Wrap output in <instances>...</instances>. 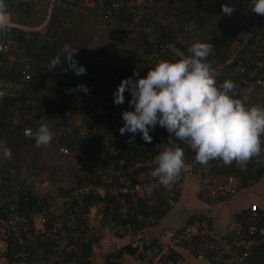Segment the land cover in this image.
I'll use <instances>...</instances> for the list:
<instances>
[{
  "label": "trees",
  "instance_id": "obj_1",
  "mask_svg": "<svg viewBox=\"0 0 264 264\" xmlns=\"http://www.w3.org/2000/svg\"><path fill=\"white\" fill-rule=\"evenodd\" d=\"M112 1L96 0V5L93 7L84 6V0H68L67 5L53 7L49 21L45 27L40 29H38V25L41 24L42 18L39 16L40 10L37 8L36 0L19 1L17 11L20 12L23 19L21 24L33 25L35 28L25 31L19 27H12L11 37L19 46L18 60L9 69L0 67V71L4 79L18 81L23 75L24 62L22 60L30 58L31 78L25 81L22 88L17 91L0 89V93H2L0 95V146L9 147L12 153L10 160L0 159L1 203L16 200L20 211L26 213L36 206L40 198L34 187L37 180L48 179L52 184L50 189H53L58 188L65 179L72 176L73 166L70 156L60 150L61 146H67L72 150L78 146L88 154L89 151L86 149L88 143L80 138L79 132L82 125H88L89 129L97 125L100 122L101 114L88 111L86 112L88 115L82 122L73 120L74 128L71 132L64 131L62 122L69 109V103L80 92L69 91L70 89H75L77 85L94 88L96 95L91 98L90 103L95 107H98L100 103L99 97L112 99L114 103V95L109 93L110 86L117 89L121 81L133 76V72L136 70L139 71L140 76H145L149 69L155 65L147 67L141 62H153L150 55L154 52H157L159 56H166L168 60H178L188 55L191 43L184 42L183 38L186 37V33L198 30L204 25V14L210 15V0H170L172 8L177 13L174 21H165L166 14L160 16L159 12L162 0H155L157 3L154 4V1L147 5L141 13L136 11L137 14L139 13L137 16H134L136 13L132 14L133 12H128L126 15L123 11L117 12L116 20L113 22L104 17L111 7ZM78 4L83 5L82 11L78 9ZM89 15L97 17L99 15L100 22L111 28L115 26V28L110 34L107 32L98 38L97 47L83 50L75 45V38ZM135 17L137 18V23L134 25H137L136 31L131 30L129 26L130 21L132 22ZM241 21L229 22L219 40L215 41L213 53L208 57L209 60L214 61L213 67L217 73L218 83L231 79L239 85L241 78H248L249 72L239 69V57L242 53L250 51V48L253 49L255 45L263 48V55L259 56L258 61L262 62L260 73L264 74V26L256 17L245 25L240 24ZM243 30H246L245 36L239 38ZM116 33H123L122 37L115 36ZM232 41H235L232 44L235 48L234 52L229 53ZM65 44L70 45L73 49H78L74 59L86 67V74L76 76L72 70L64 73L61 65H57L53 70L47 69L50 60ZM124 47L132 49V53L120 54ZM138 49L145 55L136 54L134 50ZM215 58L217 61L214 60ZM64 59L62 57V60ZM121 60H123L122 64H120ZM245 64L247 65V63ZM63 67H67V64L65 63ZM216 67L219 68L216 69ZM138 78L134 77V79ZM125 94V102L121 104L123 112L130 109L131 93L126 91ZM248 102L264 105V88L257 86ZM76 112H81V110L76 108ZM108 114L111 115L112 112L110 111ZM44 116L50 118L49 122L58 138L54 139L51 147H36L34 137L27 136L24 130L26 127H32L36 131ZM120 120H123L122 114ZM131 135V133L124 134L126 143L116 154H109L104 164L108 165L111 161L116 170L127 173L126 176H131L135 181H138V176L142 172H151L157 166V145L167 144L170 134L166 128L157 125L154 131H150V135L153 136L151 143H146L142 139V134L137 133L134 142L129 144L127 141ZM172 138L176 139L174 136ZM182 146L185 148L186 164L192 167L195 164V153L187 145ZM63 158L68 161L70 170L62 178L63 180L60 179L61 181L57 183L59 180L56 181V178L59 179V176L57 177V162L54 161ZM89 160L92 159L84 158V168L86 169ZM215 167L222 174L234 173L238 177L239 187L245 188L264 176V156L260 157L259 161L248 163L243 169H239L236 164ZM43 170L49 172L48 177H43ZM127 200L132 204L125 213L120 209L114 197L98 195L95 198H88L91 205L93 203L101 204L98 208L103 214V219L112 222L113 227L119 233L124 228L126 229L125 233L128 231L127 223L131 224L130 229L135 223L139 224L141 228V225L146 224V221L149 223L162 217L170 208L166 206V197L161 192H156L148 199L137 198L136 203L132 202L134 200L131 196H127ZM91 231L92 234L88 242L79 245L70 254L58 253L55 262L58 264L74 262L90 264L88 258L96 238L94 229ZM128 248L131 251L134 250L132 245H129ZM46 252L49 254V249ZM255 264H264V261L263 259L256 260Z\"/></svg>",
  "mask_w": 264,
  "mask_h": 264
},
{
  "label": "built area",
  "instance_id": "obj_2",
  "mask_svg": "<svg viewBox=\"0 0 264 264\" xmlns=\"http://www.w3.org/2000/svg\"><path fill=\"white\" fill-rule=\"evenodd\" d=\"M60 1L67 3L68 0ZM154 1L113 0L104 17L114 22L117 12L123 11L125 15L128 12L141 13ZM136 23L135 17L129 24L131 30H137V25L134 26ZM12 27H19L25 31L35 28L10 23L11 30ZM11 30L6 36H0V45H3L4 49L0 51L1 68L9 69L18 60L19 46L11 37ZM262 50L263 48L255 45L253 49L250 48V51L242 53L239 57V69L249 72L248 78L239 80L237 91L242 95L250 97L257 86L264 88V74L260 73L262 62L258 61L259 56L263 55ZM155 54L158 53L150 55L154 65L159 60H168L166 56ZM22 61L23 75L18 81L4 79L0 71V87L3 90L17 91L31 78L29 72L31 59L24 58ZM115 90V87L110 86L109 93L113 95ZM99 98L100 122L91 129L87 128L88 125H82L79 132L80 138L88 143L86 146L88 154L78 146L74 150L67 146L60 147L64 154L70 156L72 176L65 179L58 188L53 189H50L49 181L37 180L34 187L40 198L36 206L26 213L20 211L16 200L0 202V264H58L55 262L58 253L70 254L79 245L88 242L91 230L94 229L96 222L99 223L103 218V214L97 212L101 204L91 205L88 198H95L98 195L114 197L125 213L126 205L132 204L127 200V196H131L134 200L132 202L136 203L137 198L148 199L156 192H161L166 197V206L171 208L177 204L178 193L184 185L183 173L171 188H166L161 185L158 178L151 176L152 171L142 172L138 176V181H135L131 176L120 175L114 178L111 173L94 174V171L90 172L84 168L85 157L91 158L94 162L105 163L109 154H116L126 143L124 135L119 133L123 124L120 125L118 122L120 118L115 117L121 105H116L112 99ZM110 111L111 115L108 114ZM62 128L67 132L73 130L72 117L64 118ZM35 132L32 127H26L24 130L30 137H34ZM256 160L254 158L249 163ZM214 161L207 166L194 164L191 167L193 174L199 179V194L209 203L229 199L241 190L238 177L234 173L218 172L215 166L220 168L224 164L220 160ZM119 179L118 185L116 181ZM96 207L95 214H92V209ZM127 224L128 228H131V224ZM173 240L177 244H187L198 259H210L214 264H255L256 260L264 261V203L252 202L247 207L238 209L224 234L213 230L209 217L198 216L179 228L174 233ZM47 249L49 254L46 252Z\"/></svg>",
  "mask_w": 264,
  "mask_h": 264
},
{
  "label": "clouds",
  "instance_id": "obj_3",
  "mask_svg": "<svg viewBox=\"0 0 264 264\" xmlns=\"http://www.w3.org/2000/svg\"><path fill=\"white\" fill-rule=\"evenodd\" d=\"M251 5L252 12L264 15V0H251ZM234 11V6L222 5L224 14L231 16ZM10 21L8 4L0 0V36L11 30ZM3 50L0 45V51ZM213 50L210 42H194L188 55L178 60H159L145 76L134 71L113 93L116 105L125 102L126 91L131 93L130 109L122 113L124 124L119 130L121 135L132 134L129 144L137 133L151 143L150 131L157 125L170 134L167 144L157 145V166L151 172L166 188L173 186L186 166L182 145L195 153L194 163L202 166L220 160L225 166L235 163L243 167L264 156V105L250 104L249 97L239 93L238 85L231 79L218 83L216 70L208 59ZM77 51L65 44L47 69L61 65L64 73L72 70L76 76L86 74V67L74 59ZM65 63L67 67H63ZM73 90L89 91L86 85H77L69 91ZM49 120L47 116L41 118L34 133L36 147H51L55 139ZM11 156L9 147L0 146V159L10 160Z\"/></svg>",
  "mask_w": 264,
  "mask_h": 264
},
{
  "label": "crops",
  "instance_id": "obj_4",
  "mask_svg": "<svg viewBox=\"0 0 264 264\" xmlns=\"http://www.w3.org/2000/svg\"><path fill=\"white\" fill-rule=\"evenodd\" d=\"M151 58V57H150ZM182 173L183 188L179 191L177 204L167 209L160 218L146 224L133 225L117 232L112 222L102 220L94 227L95 241L88 260L90 264H214L210 259L200 260L187 244H177L173 240L174 233L198 216H207L214 231L224 234L228 225L234 220L235 212L247 207L238 198V194L217 203H209L199 194V179L186 164ZM242 189V188H241ZM258 200V201H255ZM135 229V230H134ZM132 245L134 250L128 247Z\"/></svg>",
  "mask_w": 264,
  "mask_h": 264
},
{
  "label": "rangeland",
  "instance_id": "obj_5",
  "mask_svg": "<svg viewBox=\"0 0 264 264\" xmlns=\"http://www.w3.org/2000/svg\"><path fill=\"white\" fill-rule=\"evenodd\" d=\"M19 1L20 0H6V3L8 4V11L11 16L10 23H15V24L23 23L22 22L23 19L20 16L21 14L19 11H17ZM36 2H37V8L40 10L39 16L42 18L41 24L38 25V29L46 26L47 22L49 21L50 14L52 12L53 7L57 5H67L68 3V2L64 3L63 1H60V0H49V1L48 0H36ZM84 2H85L84 6L88 5V6L94 7V5H96V0H84ZM155 3L157 2L155 1L154 4ZM225 3L230 4L234 6L235 8V11L231 16H228L222 12V5ZM69 4L72 5V3H69ZM77 6H79L78 8L79 10L81 11L83 10L82 8L83 5L78 4ZM209 6H210V15L204 14V17H203L205 20L204 25L198 30H194L191 33H186V37L183 38L184 42L193 44L194 42L201 41V42H210L214 45L215 41L219 40V37L221 36V34L224 33V30L228 27V24L230 21L238 22V20H242L241 21L242 23L240 24L245 25L250 20H253L256 17V19H259V21H261L262 26H264V15H258L251 11V7H252L251 0H210ZM159 12H160V16H162L163 14H166V16L164 17L165 21H169V20L174 21L175 20L174 17L176 16L175 14L177 13L175 12V9L172 8L170 0H162V4H161ZM100 21L101 20H100L99 15L98 17L94 15L87 16V19L84 22L83 28L76 35L75 45L79 46L83 50H85L86 48L97 47V43L99 40L98 38L102 36L104 33L108 32V34H110L112 30L115 28V26L114 28L113 27L111 28L107 26L105 23L100 22ZM28 26L35 27L33 25H28ZM125 31H124V34L126 33ZM245 33H246V30L241 31L239 38H242L243 36H245ZM122 34L123 33H116L114 35L115 36L119 35L122 37ZM234 43L235 41L234 42L232 41L231 45ZM231 45L229 46V53L234 52L233 50L235 46L234 45L231 46ZM132 51H133L132 49L124 47L121 49L120 54L127 55L129 52L132 53ZM134 51L136 54L141 53L142 55H145V53H143L140 49L134 50ZM214 60L217 61V58H215ZM209 61H211L212 64L214 63V61L212 60H209ZM122 63H123V60L120 61V64ZM141 64H143L144 66L150 67L153 64V62L145 61V62H141ZM218 68L219 67H216V69ZM0 89L2 88L0 87ZM88 89L89 91L87 93L83 91L78 92L76 94L75 99H72L70 101L69 109L65 117L70 116L74 118V119L72 118L74 121L82 122V120H85L86 115H88L86 113L88 111L90 113L99 112L101 114L100 107L92 106V104L90 103L91 98L96 95L94 88H88ZM76 108H79L81 112H76ZM122 110H123V107L116 113L115 117L117 119L120 118ZM118 122L120 125L124 124V121H120V119L118 120ZM55 138H58V136H55ZM163 141L167 143L165 139H163ZM54 162H57V166H56L57 173H58L57 177L59 176V179L56 178V181L59 180L57 181V183H59L61 180H63L62 178H64L66 174L68 173V171L70 170V165L68 164V161L66 160V158H63L62 160L56 159ZM86 166L90 172L94 171L95 172L94 174H101V173L110 174L111 173L113 174L114 178L120 175L127 174V173H121L120 170H116L114 168V163H112L111 161L108 163V165H105L104 162H99V161L94 162L93 160H89ZM43 171H44L43 177H48L49 172H46L45 170ZM45 180L49 181L48 179H45V178L42 179V181H45ZM116 182L119 185L120 179L117 180ZM51 185L52 184L50 182V186ZM238 198H240V200H243L246 204H249L250 202L254 201V199H258V200H260V198L264 199V176H262L261 179H259L255 183H252L248 187L242 188L240 193L238 194ZM258 200H255V201H258ZM129 208L130 206L127 204L125 207V210L128 211ZM175 208H179V207L175 206ZM95 210H97V207L96 209L93 208L91 213L95 214ZM98 211H99V208L97 212ZM75 263L77 264V262L70 263V264H75Z\"/></svg>",
  "mask_w": 264,
  "mask_h": 264
},
{
  "label": "water",
  "instance_id": "obj_6",
  "mask_svg": "<svg viewBox=\"0 0 264 264\" xmlns=\"http://www.w3.org/2000/svg\"><path fill=\"white\" fill-rule=\"evenodd\" d=\"M156 56L158 55V54H155Z\"/></svg>",
  "mask_w": 264,
  "mask_h": 264
}]
</instances>
